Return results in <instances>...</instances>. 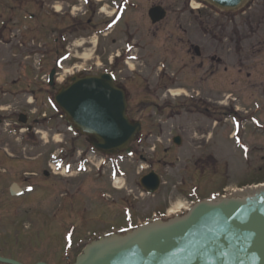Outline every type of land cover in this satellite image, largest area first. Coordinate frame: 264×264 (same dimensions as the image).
<instances>
[{
	"label": "flooded vegetation",
	"instance_id": "af4514ba",
	"mask_svg": "<svg viewBox=\"0 0 264 264\" xmlns=\"http://www.w3.org/2000/svg\"><path fill=\"white\" fill-rule=\"evenodd\" d=\"M246 10L240 11L246 13ZM205 11L201 9L198 12V28L194 33L190 25L179 23L173 26L172 34L168 29L161 28L162 22L152 24L151 29V0H0V62L4 63L10 58V47L17 41L13 31L19 30L23 32L19 40L21 57L36 59L41 63V71L48 72L47 77L43 76L45 84L37 86L40 95L57 91L58 77L62 75L64 63L67 62L74 69L71 77L105 72L113 74L116 82L125 90L131 122L142 121L143 126L142 134L132 143L130 166L139 157L148 164V170L141 175L155 171L162 181L158 190L151 195L143 188H139L138 191H142L140 194L133 193L135 198H151V204L136 202L135 199L122 202L123 196L119 197L121 191H117L115 203L109 204V200H104L93 211L91 171L86 167L79 170L77 166L85 164L87 159L90 162L91 157H87V154L84 153L77 163L67 158L64 164H68V167L55 174L34 170L19 172L16 176L12 170L4 177L7 180L5 187L13 178L20 186H32L39 191L50 177L68 180L69 186L62 193L64 190L58 185L55 196L50 200L45 188L51 182L44 184L42 198H48L52 206L45 212L41 211L45 217L39 220L40 226L32 224L30 227L35 231L40 230L37 233L39 237H51L55 242L46 245L44 242L45 249L39 253L35 250L24 256L31 238L26 239V221L33 220V216H28V210L17 214L9 211V221L0 212V226L3 225L9 232L14 230L0 238L4 240L0 244V256L24 264H71L76 260L79 253L76 254V250L81 245L75 244L71 249H65V244H59L58 239L63 240L70 233L74 239H91L88 223L94 220L93 213L105 222L124 221L130 225L154 219L164 220L180 203L191 205L213 194L233 190L235 184L244 187L264 180V80L251 81L254 76L251 72L253 54L264 51V40L252 41L250 27L246 29V24L206 23ZM31 36L33 45H27ZM158 38L163 39L165 55V62L160 63L166 67H159L161 73L155 79L152 75L151 52L154 50L151 49V39ZM36 41L40 43L36 45ZM80 60L85 61L86 66L77 65ZM47 63L53 65L45 67ZM52 70H55L53 81L49 78ZM28 78L29 74L26 75ZM64 80L67 83V79ZM178 85L186 87L181 106L187 112L194 107L202 118L185 121L181 133H173L165 138L166 141L156 135L163 128L156 121L150 123V134L144 135L146 121L138 113L170 106L171 101H161V92L165 90L172 96L174 92L171 88ZM248 88L256 92L252 97L244 98V90ZM2 92L4 96L7 95V90ZM32 93H36V90ZM189 98L195 103H189ZM135 99L139 104L134 103ZM4 120L0 118V126ZM35 128V125L30 127L29 133H33ZM76 134L90 142L88 137L78 132ZM147 142L151 144L148 146L151 148V158L139 153V148L145 147ZM178 154L184 156L186 161L196 160L175 169L176 161L181 159ZM121 157L123 154L117 156L118 159ZM241 159L245 160L241 165L243 168L238 169L242 171L236 172L233 169L235 160ZM40 172L43 174L36 177ZM63 174L68 176L61 177ZM103 175L106 173L96 174L95 180L105 190L107 180ZM166 175L175 182L171 188H164L168 183ZM81 176L84 178L79 184L70 179ZM7 197L0 201V207L9 208L11 203L14 204L15 201ZM112 229L121 231L124 227L113 225Z\"/></svg>",
	"mask_w": 264,
	"mask_h": 264
},
{
	"label": "rangeland",
	"instance_id": "374dc122",
	"mask_svg": "<svg viewBox=\"0 0 264 264\" xmlns=\"http://www.w3.org/2000/svg\"><path fill=\"white\" fill-rule=\"evenodd\" d=\"M157 3H162L168 9L169 12L167 18L161 23L162 29H168L170 33L174 34L173 26H175L176 24L178 25L179 23L190 25L191 30H193V33L198 28L197 25L199 20V10L192 8L194 6L192 4V0H151V7ZM250 4H252L251 9H248V12L246 13H242V11L246 9ZM203 9L206 10V23H216L218 21L222 25L246 24V29L250 27L252 41L264 40V0H249L246 3L245 7L241 9L242 11H238L236 13L219 12L218 14H216L212 12L210 8ZM234 16H236V20L232 21ZM13 32V37L17 39V41H15L11 45V47L9 46L11 50L10 58H7L8 61H5L4 63L0 62V107L4 108L3 111L0 110V118L5 119V124L0 127V201L4 198H8V195L10 199L14 200L15 202L14 204L11 203V206L9 208L1 206L0 212H2L1 214L4 219H7V217L9 216V211H15L17 214V212L23 213L24 211L28 210V216H33L31 218L33 220L26 221V223L28 224V234L26 236V239L31 237L28 243L32 242V246L36 247L28 246L25 250L26 255H24L27 256L32 251L38 250L37 253H39V251L45 249L43 248L40 241L43 240L45 242V245L51 242H55V239H52L51 237L45 238L44 235L41 236L44 237V239L41 237H37V233H40V230L37 229V231H35L30 227V225L32 224L33 226H40L39 220H42L45 217V214L42 213H44L46 210H49L52 206L49 204V201L47 199L42 198L44 196L43 194L45 193L43 191L45 182H51L49 187L45 188V190H47V193H49L50 195V200H52L55 196V189L58 188V185L62 187L61 189L64 190L62 193H64L67 187L69 186V181L64 179H54L50 177L47 178L48 180H45L42 186L43 188H40L39 191L27 193L21 197H13L9 193L10 183L13 178H11L7 182L6 187L5 182L7 180L4 178L8 176L12 170L15 171L16 176H18L17 173L19 172L23 173L25 171L35 169L41 171L42 168L48 167L46 166L47 163L51 164L52 154L59 155L61 157L65 156L66 159H73V161L77 163L78 159L80 157H83L84 151L85 154H87V157H91L92 160V162H89L87 159V164L92 169L91 176L93 178V182L91 201L93 211H96L98 209L97 206L102 205V203L104 202L103 199H109V204L115 203L117 188H115L114 185H119V187H123V190L120 192L121 194L119 195V197L123 196L121 197V199L123 200L122 202L127 203L128 200L135 199L136 202H148L149 204H151V198H146L144 200L142 198H135L133 196V193H135L136 195L141 193V191H138L139 187L137 186V184H139L140 175L143 173V171H146L145 169L148 166L147 163H143L139 157L135 159V164L131 163V166H128L125 162L126 165L122 166V169L125 171V173L121 175L119 180L115 183L114 180L111 179L109 176L111 172V167L108 160L104 161V158H102V156L95 155L94 151L90 150V147L87 145V140L84 137L77 136L73 131L69 129V124L65 121L61 109L58 108V106L56 105V107L53 106V103H55L54 95L56 91L50 95H40V92H38L37 90H39V87H41V85L45 84L43 78L45 77L44 74L47 70L41 71V67L38 66L40 64H38L34 58H31L29 60L21 57V55L16 52L18 51V47L20 46L19 40L22 39L23 32L19 30H14ZM29 39L30 40L27 45H33V37L31 36L29 37ZM34 43L38 45L40 42L36 41ZM151 49L154 50L151 52V65L154 68V73L152 75L155 77V79H157L158 73H161V69H159V67L165 66L160 63V61L165 62V55L163 53V39H151ZM82 61L83 60L78 61L77 65L86 66L84 64L85 61H83V63ZM52 65V63L44 64L45 67ZM71 66L72 64H70V62L64 63L65 71H62L64 72L63 75L59 76L60 83L63 81V79L67 78L66 75L69 74V69L73 71V68ZM26 67L28 68L26 71H24ZM251 72L254 74V76L252 75L251 81L264 80V51L253 54ZM27 74L30 75V78L28 79H26ZM151 83L152 87H154V82L152 80ZM185 88L186 87L178 85L177 87L171 89H173L174 93H182L184 90H186ZM2 90H7V95L4 96ZM33 90H36V93H32ZM187 90L190 89L187 88ZM255 92L256 90L253 88L245 89L244 98L250 95L252 97ZM181 95H183V93ZM181 97L182 96L179 97L177 95L170 96L166 93L165 90H163L161 92V101H165L166 99L168 101H171L170 106H167V108H163L162 110L158 111L149 110L140 111L138 113V115L146 121L144 135L150 134L151 124L154 123L152 121H156L155 123H160L163 126L162 130H158L156 132V135L162 137L163 140L166 141L167 139L165 138H169L172 136L173 133L180 132L181 130H183V127L185 126V121L202 118L195 111L194 107H192L191 111L187 112L186 109L181 106V103L183 101ZM135 102L139 104L138 99H135L134 103ZM188 102L195 103L191 101L190 98L188 99ZM246 102L249 103L250 101ZM22 112L27 113L31 117V123L37 121V123L35 122V126L37 130L40 131L39 133H23L20 130L22 126L17 125L16 121H18L19 114ZM43 114H45L46 116H43ZM32 125H34V123ZM180 125L181 127H179ZM144 146L145 147L139 148V153H142V155L146 158H151V148H148V146H151V144L147 142ZM6 153L11 158L8 157ZM177 156L180 157L181 154H178ZM13 157L16 158L13 159ZM195 160L196 159H190L186 161L185 157L181 156V159L176 161L177 164L175 165V169L177 167H184L190 161L194 163ZM101 161L103 163L106 162V165L102 166L101 171H98L96 164L100 165ZM244 161H242V159L235 160V166H233V169L236 172L242 171L238 169L243 168L241 167V165H243ZM103 171L106 172L108 175L106 176L107 178H105L107 180V186L105 190L103 189V187L99 186V182L95 180V175ZM170 171L171 169L169 170V172ZM42 174L43 173L40 172V174L36 177H40ZM63 175L68 176L66 174ZM85 177L87 176L85 175ZM171 177L175 178L172 175ZM83 178L84 177L81 176L76 179H70L75 184H79L82 182ZM165 180H167L168 183L164 185V188H171V186L175 184V182L173 183V180L169 179L167 175L165 176ZM14 181L16 180H13L12 182ZM236 181L238 182L239 180L236 179ZM25 184L27 183H24V185ZM35 185L36 188H38L37 184ZM235 187L236 184L234 188ZM98 193L102 194V196L108 193V196H98ZM37 194L39 195L37 196ZM54 200L52 202L53 204ZM174 209H176V207H174ZM93 219L97 222L92 220L91 223H88V228L90 229L89 233L93 231H98L99 233H102L104 231H111L110 229L113 227V225L120 227H125L127 225L124 221L120 223L113 222L111 220L109 222H105L104 220H100L96 213H93ZM6 221H9V219H7ZM13 232L14 230L9 232L6 227H4L3 225L0 226V238L3 235H7L8 233L10 234ZM75 240L76 239H74V241ZM58 241L59 244L65 243V241L62 239H58ZM3 242L4 240L1 239L0 244ZM81 248L76 250V254L80 251ZM44 252L45 251L41 252L40 254Z\"/></svg>",
	"mask_w": 264,
	"mask_h": 264
},
{
	"label": "water",
	"instance_id": "95a60500",
	"mask_svg": "<svg viewBox=\"0 0 264 264\" xmlns=\"http://www.w3.org/2000/svg\"><path fill=\"white\" fill-rule=\"evenodd\" d=\"M207 1L226 10L246 2ZM166 16L162 6L151 9L153 23ZM53 76L54 72L51 80ZM55 101L70 128L91 137L102 153H130L131 142L141 132V124L131 123L127 114L125 91L109 74L72 78ZM20 121L27 122L26 115ZM141 183L151 193L160 179L152 172ZM0 261L21 264L9 258ZM74 264H264V187L241 196L202 200L169 220L103 236L89 243Z\"/></svg>",
	"mask_w": 264,
	"mask_h": 264
},
{
	"label": "bare ground",
	"instance_id": "6f19581e",
	"mask_svg": "<svg viewBox=\"0 0 264 264\" xmlns=\"http://www.w3.org/2000/svg\"><path fill=\"white\" fill-rule=\"evenodd\" d=\"M197 6V5H196ZM180 93L178 92L177 95H179ZM260 187H264V183L263 184H258L256 186H253L252 189H257V188H260Z\"/></svg>",
	"mask_w": 264,
	"mask_h": 264
}]
</instances>
